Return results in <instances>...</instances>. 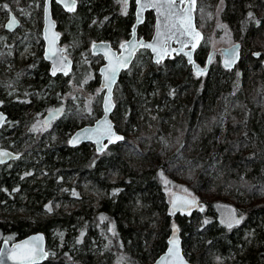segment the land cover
<instances>
[{"label":"trees","instance_id":"trees-1","mask_svg":"<svg viewBox=\"0 0 264 264\" xmlns=\"http://www.w3.org/2000/svg\"><path fill=\"white\" fill-rule=\"evenodd\" d=\"M5 1L22 6L15 12L22 23L17 34L30 28L24 16L36 13L31 31L38 34V50L28 60L0 57V110L8 116L0 129L1 147L19 154L16 160L0 165V209L5 212L0 216V241L44 233L49 258L41 264H146L165 251L170 228L176 224L183 254L188 253L190 262L211 264L215 253L224 259L233 256L228 264H264V204L251 205L264 189V66L260 64L264 52L257 58L245 54L250 45L264 47L260 1L228 0L222 11V20L243 48L234 68L243 71L240 80L231 78L234 69L219 64H212L206 74L193 75L180 55L153 64L149 51L140 50L114 90L111 120L124 140L102 153L92 144L70 147L67 143L76 129L100 117L102 93L88 114L79 108L87 103L63 106L61 98L72 85H84L89 91L99 86L96 72L103 59L90 61L93 71L86 64L76 70L77 56L85 52L90 58L89 44L94 41L116 47L127 40L134 21L132 11L121 16L117 0H78L73 13L53 5L61 44H76L65 48L73 61L66 84L70 75L51 77L42 58L43 0ZM249 10L261 13L259 23ZM152 23L148 15L138 35L149 39L147 28ZM1 31L10 42V33ZM204 49L200 45L194 58L203 66L209 54L205 56ZM86 75L92 77L87 81ZM60 106L64 110L50 123L51 133L37 141L31 136L32 120ZM147 107L155 108L154 118ZM222 121L225 130L221 134ZM159 173L170 179L187 176L197 188L206 187L217 176L218 183L231 186L234 198H240L237 191L243 194L246 213L231 228L219 219L212 202L172 217ZM86 185L95 195L90 202H84L81 195L74 209L54 210L56 201L74 198ZM11 206L26 213H8ZM57 231L64 233L65 247L51 258L50 236ZM94 242L100 248L93 249Z\"/></svg>","mask_w":264,"mask_h":264},{"label":"water","instance_id":"water-1","mask_svg":"<svg viewBox=\"0 0 264 264\" xmlns=\"http://www.w3.org/2000/svg\"><path fill=\"white\" fill-rule=\"evenodd\" d=\"M54 1L68 13H72L76 9V0L73 11H69L64 6L63 0ZM67 2L71 3V0H67ZM169 2L173 4L171 15L168 8ZM51 4L52 0H44L43 2L41 28L43 42L42 56L44 61L49 65L48 72L51 77L58 75L66 77L72 72L73 61L65 54V48L61 45V33L57 30V24L52 15ZM135 4L134 22L131 27L130 37L121 43L118 49H114L111 43L107 41H94L90 44V53L103 57V64L98 69L99 87L103 91L101 102L102 114L91 125L80 127L70 135L68 139V146L70 147H76L81 144H92L98 152H103L110 145L124 140V136L115 130L111 120V115L115 109L114 89L121 73L129 69L139 50L144 49L149 51L153 64H160L166 59L180 55L184 57L186 64L190 66L194 74L202 75L209 70L214 51L207 57L205 66H202L194 59V52L203 41V33L197 28L194 15L196 0L194 4L192 0H140V3H137V0H135ZM142 4L149 6L142 8ZM151 5H156L157 7H152ZM147 11H152L154 14V30L149 39H144L138 36V28L143 24ZM176 13L185 17L182 26ZM13 17L16 20V24L13 28L9 29L7 25ZM18 27L19 20L13 13H10L4 25L5 30L13 32ZM148 45H152V47H148ZM240 47L241 43L236 42L219 50L221 53V65L224 69L231 70L236 66L240 58ZM189 56L191 59H189ZM121 61H124V63L121 64ZM54 65L57 67L56 75H52ZM113 69L115 70V79L111 82V92L109 93L106 87L108 81L105 80V75L110 76ZM65 72L67 75H65ZM63 110L64 108L61 106L47 111L43 116V124L46 126L52 120L60 117ZM0 115L4 117V122L0 124L1 129L8 116L2 110H0ZM115 135L122 136L123 140L114 141ZM0 152L9 153L8 157L0 158V165L19 158V154L9 149L0 148ZM174 204L175 208L173 207ZM168 207L172 217L178 213L188 214L197 209V201L186 194L174 192L171 195ZM173 241H175V244L172 243ZM166 243L165 251L152 264H193L183 254L179 228L176 224L171 226ZM17 245H22L25 249L38 248L43 253H47V256L41 254L38 264L45 262L49 258L46 237L42 232L32 233L14 241L2 240L0 241V250L11 252ZM170 249L172 250L171 252ZM6 264H14V261L9 259L6 261Z\"/></svg>","mask_w":264,"mask_h":264},{"label":"rangeland","instance_id":"rangeland-1","mask_svg":"<svg viewBox=\"0 0 264 264\" xmlns=\"http://www.w3.org/2000/svg\"><path fill=\"white\" fill-rule=\"evenodd\" d=\"M226 1L228 0H196V9L194 11L195 15V20H196V25L197 28L203 33V41L201 43V46H203L205 49V56L210 53L211 51H215V55L212 59L211 65H216L219 64V66L222 67L221 65V53L220 49L224 47H228L236 42H238V36L235 35V33L232 31V29L229 28V26L222 20V11L225 7ZM260 5H261V10L263 11L264 9V0H259ZM3 0L0 5H7V9H0V57L5 56L6 58L12 59V58H18L20 61L21 60H28L34 58V55L36 51L38 50V34L35 32H32L31 29L35 27V23L37 20V15L35 13V16L33 14H28L27 16H24V21L25 23L29 22L30 28L27 29V31L21 30L20 34L15 31L13 33H10V42L7 41V38L5 37V33H2L1 30H4V23L8 20L9 13L17 12L20 9H22V6L18 2H9ZM129 3V4H128ZM130 0H127V3H124L123 0H117V7L119 14L121 16L127 15L129 12H131L130 7ZM263 3V4H262ZM255 11H260V8H257ZM254 12V11H253ZM252 11L249 10L248 14L249 15H254L252 18L254 21H260L261 13L255 14ZM260 15L259 17L257 15ZM41 15H42V7H41ZM20 20V19H19ZM22 23L20 22L21 27ZM41 26H42V20L39 25L40 27V37H41ZM18 28V29H19ZM154 30L153 23L152 25L150 24L147 28V32L149 33V38L151 37L152 33ZM62 35V32H60ZM20 36V37H19ZM143 37V36H139ZM67 40V38H66ZM74 44V42H64L62 45L67 48ZM90 45V44H89ZM119 45H116V47H113L114 49H118ZM253 46L250 45V47L245 50V54L249 53V56L253 57L257 53L264 52V47L259 45L258 47L252 48ZM242 45H241V53H242ZM90 52V46L89 50ZM90 55L88 56L85 54V52H80V56L78 57V61L76 63V70L81 66V65H89L91 68V71H93V66H91L90 61L92 62L93 58H97L100 56L93 55L89 53ZM255 57V56H254ZM101 58V57H100ZM257 58V57H256ZM102 59V58H101ZM95 61V60H93ZM102 63H99L98 68H97V74H98V69L101 66ZM261 66H264V56L261 60ZM237 69V68H236ZM232 70V69H231ZM230 70V71H231ZM140 73L144 71V68H141L138 70ZM233 75H231V78L235 76L237 80H240V76L242 75L243 71L241 70H235L233 71ZM90 73V72H89ZM193 74V73H192ZM99 75V74H98ZM195 75V74H193ZM72 75L67 77V82L69 83V79L71 78ZM87 76V81L89 80L91 75H86ZM83 82H86V79H84ZM83 85V84H82ZM82 87V86H81ZM81 87H74L73 85L71 86V91L68 92V94H65L61 98V102L63 106L69 104L70 106H77V102L81 101L85 104V108H82V106H79V108L83 111H86V114L90 113L92 110V105L94 103V99L98 98V95L100 93H103V91L100 89L99 86H96L93 90L89 91L90 89ZM116 87V86H115ZM74 90V91H73ZM102 98L100 100L101 104ZM155 108L152 107H147V112H149L150 117L154 118L156 114L154 112L152 113V110ZM80 110V111H81ZM102 110V108H101ZM72 113H68L67 115L70 116ZM143 116V115H142ZM43 117V116H42ZM36 118L32 120L31 123V136L35 137V139H39L49 135L51 133L53 127L52 124H49L48 126H43V118ZM65 114L62 116V118H65ZM146 129L148 131H152L153 127L152 125H149L146 123ZM220 131L221 134L225 130V124L222 121L220 124ZM130 133V132H128ZM33 134V135H32ZM69 139V138H68ZM1 141L0 140V148L1 147ZM38 141V140H37ZM40 141V140H39ZM68 143V140H67ZM108 148V147H107ZM107 148L104 150L105 152L107 151ZM181 178H186V179H170L168 176L162 173H159V179L162 187V191L165 195L166 199V204L167 207L169 206L170 198L171 195L174 192H180L183 194H186L192 198H194L197 201V208H204L206 205L210 202L216 203L217 207V213L219 216V219L226 225L228 226L231 224L233 227L238 225L236 223L237 220H240L241 218L245 215L247 209V204L242 201L243 194L240 191H237V197H240L239 200L234 198L235 196L233 195L234 192L231 190V186L229 185H222L218 183V177L214 176L210 184H208L206 187L202 188H197L191 179H189L187 176L186 177H181ZM90 186L86 185L82 188L80 193H75L74 198L69 199V200H64V201H56L53 205L54 210H63L68 211L72 210L75 208L76 205H78V201L81 199V195L84 196V202H90V198H92L94 195L93 191L89 188ZM263 192L261 196L256 197L253 199L251 205L252 206H258L264 204V189L261 191ZM200 207V208H199ZM12 212L13 214H25L26 212L21 208L17 209L16 207H12L8 210V213ZM5 212L0 209V216L3 215ZM168 214H169V207H168ZM244 235V238L247 237L248 233L245 231L242 233ZM64 239L65 235L62 232H56L51 234L50 236V241H51V258H54L57 256V254L60 252L61 249L65 247L64 245ZM11 241V240H10ZM100 248L97 244V242H94L93 249H98ZM102 253V249L99 251ZM186 259L188 260V253L185 255ZM233 259V256L223 258L220 255H216L215 253L211 257V264H228L226 262H229ZM190 262V261H189ZM151 260H149L146 264H152ZM193 264H197L196 262H192Z\"/></svg>","mask_w":264,"mask_h":264},{"label":"snow or ice","instance_id":"snow-or-ice-1","mask_svg":"<svg viewBox=\"0 0 264 264\" xmlns=\"http://www.w3.org/2000/svg\"><path fill=\"white\" fill-rule=\"evenodd\" d=\"M64 2V6L66 8H68L69 11H73L74 7H75V0H71V3H68L67 0H63ZM195 0H192V3L194 4ZM126 3V0H125ZM137 3H140V0H137ZM149 5H141V7H147ZM152 7H157L156 5H151ZM8 6L7 5H0V9H7ZM168 8L170 10V15L172 14V8H173V4L172 2L168 3ZM187 11V10H185ZM176 15L178 16V19L181 23V26L183 24V20L185 19V17L181 16L179 13H176ZM257 23H259V21H257ZM16 24V20L13 17L11 22L7 25V27L9 29L13 28V26ZM175 26V25H174ZM148 47H152V45H148ZM259 55V54H256ZM189 59H191V57L189 56ZM61 63H63V61H61ZM121 64L124 63V61L120 62ZM62 70V69H61ZM57 72V67L54 65L53 69H52V75H56ZM65 75H67V73L65 72ZM115 79V70H111V75H105V80L108 81V83L106 84V87L108 88L109 93L111 92V82L114 81ZM110 99V97H109ZM108 110L107 108V102H106V111ZM4 122V117L3 115H0V124H2ZM123 140L122 136H118L115 135L114 136V141H120ZM9 153L7 152H0V158L2 157H8ZM190 203V202H189ZM173 207L175 208V204L173 205ZM48 211H51V206L48 207ZM105 219L104 217H101V220ZM242 219V218H241ZM237 224L240 223V220L236 221ZM229 228L232 227L231 224L228 225ZM173 244H175V241L172 242ZM172 250L170 249V252ZM44 255L47 256V253H43L41 249H25L24 246L22 245H17L15 249H13L11 252H5L3 250H0V264H6V261L11 259L14 261V264H38V261L40 259V256Z\"/></svg>","mask_w":264,"mask_h":264},{"label":"flooded vegetation","instance_id":"flooded-vegetation-1","mask_svg":"<svg viewBox=\"0 0 264 264\" xmlns=\"http://www.w3.org/2000/svg\"><path fill=\"white\" fill-rule=\"evenodd\" d=\"M77 1V5H78V0H76ZM124 1V3H125V0H123ZM131 1V3H130V9H131V11H132V15H134V12H135V7H136V4H135V0H130ZM43 2H44V0H43ZM126 3H127V0H126ZM129 4V3H128ZM53 5H55V6H57L58 8H60V9H62L65 13H68V12H66L59 4H57L54 0H52V4H51V7H52V9H53ZM77 5H76V8H77ZM43 6V5H42ZM42 10H43V7H42ZM76 10V9H75ZM10 13H13V12H10ZM9 13V14H10ZM73 13V12H72ZM14 14V13H13ZM15 15V14H14ZM148 15H151L152 16V18H153V21H154V14H153V12L152 11H147L146 13H145V19H144V21L146 20V18L148 17ZM18 19V18H17ZM19 20V19H18ZM134 22V21H133ZM6 23V22H5ZM5 23H4V25H5ZM144 23V22H143ZM143 25V24H142ZM19 26H20V20H19ZM153 26H154V23H153ZM19 28V27H18ZM17 28V29H18ZM41 28H42V26H41ZM16 29V30H17ZM4 30H5V28H4ZM15 30V31H16ZM6 31V30H5ZM15 31H13V32H15ZM7 32V31H6ZM13 32H8V33H13ZM41 38H42V35H41ZM61 42V41H60ZM62 45V44H61ZM63 46V45H62ZM65 48V47H64ZM241 49V48H240ZM42 51H43V49H42ZM65 54H66V49H65ZM241 54V53H240ZM258 54V53H257ZM97 56H99V55H97ZM255 56V58L256 57H258V55H254ZM101 57V56H100ZM136 57V56H135ZM42 58H43V56H42ZM102 58V57H101ZM103 59V58H102ZM49 66V65H48Z\"/></svg>","mask_w":264,"mask_h":264},{"label":"bare ground","instance_id":"bare-ground-1","mask_svg":"<svg viewBox=\"0 0 264 264\" xmlns=\"http://www.w3.org/2000/svg\"><path fill=\"white\" fill-rule=\"evenodd\" d=\"M240 48H241V47H240ZM197 50H198V49H196L195 52H194V58H195V53H196ZM212 52H213V51H211L210 53H212ZM210 53L208 54V56L210 55ZM240 53H241V51H240ZM136 55H137V54H136ZM136 55H135V56H136ZM214 55H215V51H214ZM214 55H213V57H214ZM99 56H100V55H99ZM208 56H207V57H208ZM101 57H102V56H101ZM213 57H212V59H213ZM102 58H103V57H102ZM206 59H207V58H206ZM134 60H135V57H134ZM134 60H133V61H134ZM211 62H212V60H211ZM236 65H237V64H236ZM202 66H203V65H202ZM204 66H205V65H204ZM210 66H211V63H210ZM209 68H210V67H209ZM234 68H235V67H234ZM234 68H233V69H234ZM208 71H209V70H208ZM208 71H207V72H208ZM207 72H206V73H207ZM206 73H204V74H206ZM195 75H196V74H195ZM202 75H203V74H202ZM198 76H199V75H198ZM101 102H102V101H101ZM53 109H55V108H53ZM50 110H52V109H50ZM48 111H49V110H48ZM46 112H47V111H46ZM46 112H45V113H46ZM45 113H44V114H45ZM101 114H102V113H101ZM43 116H44V115H43ZM100 116H101V115H100ZM42 118H43V117H42ZM58 118H59V117H58ZM58 118H56V119H58ZM56 119H54V120H56ZM54 120H52L51 122H54ZM51 122H50V123H51ZM42 123H43V122H42ZM50 123H49V124H50ZM49 124H48V125H49ZM43 125H44V124H43ZM48 125H46V126H48ZM44 126H45V125H44ZM94 148H95V147H94ZM95 150H96V148H95ZM96 151H97V150H96ZM97 152H98V151H97ZM103 152H104V151H103ZM98 153H102V152H98ZM5 164H6V163H5ZM1 165H2V164H1Z\"/></svg>","mask_w":264,"mask_h":264}]
</instances>
